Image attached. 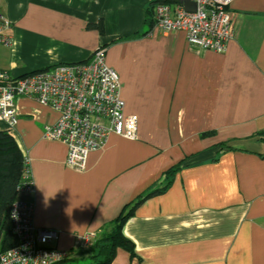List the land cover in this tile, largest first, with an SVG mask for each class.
I'll list each match as a JSON object with an SVG mask.
<instances>
[{
    "label": "crops",
    "instance_id": "0c3cea01",
    "mask_svg": "<svg viewBox=\"0 0 264 264\" xmlns=\"http://www.w3.org/2000/svg\"><path fill=\"white\" fill-rule=\"evenodd\" d=\"M156 1L0 0L10 40L0 44L1 69L20 77L103 47L125 112L138 117L136 139L111 133L81 171L67 165L64 142L44 136L58 112L20 97L10 134L35 188L21 196L72 258L90 254L82 236L95 240L145 197L123 227L134 254L120 247L111 264H264V0L232 2L223 52L151 27ZM174 167L169 186L146 196Z\"/></svg>",
    "mask_w": 264,
    "mask_h": 264
},
{
    "label": "built area",
    "instance_id": "2783aa9c",
    "mask_svg": "<svg viewBox=\"0 0 264 264\" xmlns=\"http://www.w3.org/2000/svg\"><path fill=\"white\" fill-rule=\"evenodd\" d=\"M184 1V0H183ZM157 3L153 7L154 26L167 32L184 31L192 46L223 52L234 36L230 5L234 0H191L195 11L184 2ZM0 14V44L10 40L3 34ZM121 80L99 47L83 62L61 63L47 69L12 76L0 68V122L8 132L17 124L16 101L31 97L56 110L57 121L44 128V136L67 146L66 163L84 170L88 153L101 148L111 133L129 139L138 135V117L125 112ZM18 196L10 209L13 233L18 244L0 254V264H57L71 257L52 245L59 237L54 229L35 225L34 205L21 195L34 192L28 160ZM93 234L81 237L84 246H92Z\"/></svg>",
    "mask_w": 264,
    "mask_h": 264
},
{
    "label": "trees",
    "instance_id": "16d2710c",
    "mask_svg": "<svg viewBox=\"0 0 264 264\" xmlns=\"http://www.w3.org/2000/svg\"><path fill=\"white\" fill-rule=\"evenodd\" d=\"M179 0H158L153 2L148 9L147 22L154 26L153 7L157 3H175ZM100 32L103 31V24L97 25ZM26 156L23 154L14 137L5 128L0 125V254L16 246L18 239L13 233V225L10 219V209L14 200L18 196V187L23 181L25 170L27 168ZM177 170L176 167L170 169L166 178V184L160 188L149 192L146 196L154 195L165 190L171 183V179ZM145 197H139L138 200L127 211L122 213L114 224L112 231L103 234L101 238L96 239L90 254L87 257V264H111L115 258L118 248H124L134 254L133 242L124 235L123 227L127 219L134 213L136 207ZM83 259V258H79ZM86 259V258H84ZM77 258H66L57 264H77ZM73 262V263H72Z\"/></svg>",
    "mask_w": 264,
    "mask_h": 264
},
{
    "label": "rangeland",
    "instance_id": "374dc122",
    "mask_svg": "<svg viewBox=\"0 0 264 264\" xmlns=\"http://www.w3.org/2000/svg\"><path fill=\"white\" fill-rule=\"evenodd\" d=\"M2 123L0 122V125H1ZM1 126H3V125H1ZM112 231V226L111 227H109L107 230H105V231H103V232H101L97 237H95L96 239H98V238H101L102 236H103V234H105V233H109V232H111ZM96 239L93 241V244H92V246L94 245V243H95V241H96ZM92 246H91V248H92ZM77 264H87L88 262H89V259H78V260H76L75 261ZM70 263V261L67 263V264H69ZM73 263V262H72ZM74 264V263H73Z\"/></svg>",
    "mask_w": 264,
    "mask_h": 264
},
{
    "label": "water",
    "instance_id": "95a60500",
    "mask_svg": "<svg viewBox=\"0 0 264 264\" xmlns=\"http://www.w3.org/2000/svg\"><path fill=\"white\" fill-rule=\"evenodd\" d=\"M184 5L186 7L187 10L189 11H195L197 8V4L191 0H184Z\"/></svg>",
    "mask_w": 264,
    "mask_h": 264
}]
</instances>
